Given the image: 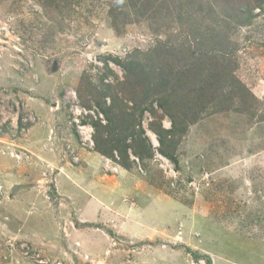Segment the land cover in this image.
I'll return each instance as SVG.
<instances>
[{"label": "rangeland", "instance_id": "374dc122", "mask_svg": "<svg viewBox=\"0 0 264 264\" xmlns=\"http://www.w3.org/2000/svg\"><path fill=\"white\" fill-rule=\"evenodd\" d=\"M0 264H264V0H0Z\"/></svg>", "mask_w": 264, "mask_h": 264}, {"label": "trees", "instance_id": "16d2710c", "mask_svg": "<svg viewBox=\"0 0 264 264\" xmlns=\"http://www.w3.org/2000/svg\"><path fill=\"white\" fill-rule=\"evenodd\" d=\"M111 109H112V108H111ZM104 112H106V111L104 110ZM106 113H107V112H106ZM107 117L110 118V116H109L108 114H107ZM196 117H197V116H196ZM196 117H195L194 119H196Z\"/></svg>", "mask_w": 264, "mask_h": 264}]
</instances>
